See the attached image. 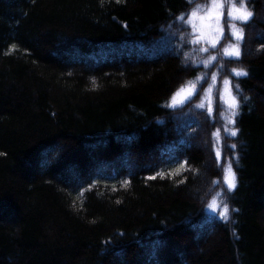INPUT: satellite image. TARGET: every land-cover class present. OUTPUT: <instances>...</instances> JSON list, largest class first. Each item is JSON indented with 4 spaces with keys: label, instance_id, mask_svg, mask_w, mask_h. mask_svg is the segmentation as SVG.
I'll return each mask as SVG.
<instances>
[{
    "label": "trees",
    "instance_id": "1",
    "mask_svg": "<svg viewBox=\"0 0 264 264\" xmlns=\"http://www.w3.org/2000/svg\"><path fill=\"white\" fill-rule=\"evenodd\" d=\"M207 1L0 0V264H264V0L247 24L222 0L202 51L186 21Z\"/></svg>",
    "mask_w": 264,
    "mask_h": 264
},
{
    "label": "snow or ice",
    "instance_id": "2",
    "mask_svg": "<svg viewBox=\"0 0 264 264\" xmlns=\"http://www.w3.org/2000/svg\"><path fill=\"white\" fill-rule=\"evenodd\" d=\"M191 2V0H190ZM223 2L222 0H212L211 2V8L207 11V14L204 16L198 15V10L201 9L202 5H197L195 9L191 11L190 14H188L189 18L187 19V23L192 24V27L194 30H198L200 35L194 39L192 42L196 43L199 40H205L211 43L213 47L216 46L217 42L219 41L221 35L223 34V27L220 25V19L223 15L222 8H223ZM234 20L243 21L245 24H247L255 15V13L248 9L247 7V0H240L239 6L235 3V0H230V11L228 13ZM177 19L184 21L185 15L181 14L177 17ZM194 20H199L200 24L199 27L196 23H194ZM233 29V34L236 36L238 41H242L244 39V30L243 29H237V26L235 23L231 25ZM15 47V46H13ZM202 51H207V48L201 49ZM224 53L229 56H235L236 58H239L241 55V52L237 46L229 45L224 49ZM215 56L210 57V60H215ZM205 64L208 63V61L204 62ZM232 72L235 76H247L249 73L244 68H234L232 69ZM199 79L197 77L194 80H188L185 82V84L181 85L180 88L176 90L175 93H173L171 97V105L172 107L178 106V104H182L184 101L189 99L192 95L195 94V88H196V82ZM217 74L212 75V80L216 81ZM224 92L227 96V103H228V111L229 115L225 116V119L229 121L232 125H235L236 120L235 117L238 115V110L240 106V99L237 95H234L231 89V80L229 78H225L224 81ZM235 88L243 91L240 87V84L237 83L235 85ZM212 91L211 86L207 89V92L210 93ZM205 99H208V97H205ZM243 99L248 100L250 97H243ZM198 107H204V102L202 101L200 104L197 105ZM213 111V109L210 107L209 112ZM223 115V114H222ZM227 131L230 132L232 136H236L239 132L238 128H230L227 129ZM219 130H217V133H214V135H218ZM232 148H235L236 145H231ZM221 157L220 153L216 154V159L219 161ZM186 163V162H185ZM224 181L227 183L229 190H234L236 187V173L233 169L232 160L231 158L228 159L227 164L224 169ZM214 183H219V181H214ZM221 195V193H217L215 196L211 198V201L207 204V207L212 210H216L218 208H221L220 216L224 219H227L229 214V205L226 202H221L218 200V197Z\"/></svg>",
    "mask_w": 264,
    "mask_h": 264
},
{
    "label": "rangeland",
    "instance_id": "3",
    "mask_svg": "<svg viewBox=\"0 0 264 264\" xmlns=\"http://www.w3.org/2000/svg\"><path fill=\"white\" fill-rule=\"evenodd\" d=\"M211 2H212V0H208L206 3H204V4H202V8L201 9H199L198 10V15L199 16H204V15H206L207 14V11L211 8ZM237 6H239V4H237ZM229 11H230V5H229V10H228V13H229ZM229 17L231 18V19H233L230 15H229ZM194 23H196L197 24V26L199 27V24H200V21L199 20H194ZM189 25L190 26H192V24H190L189 23ZM220 25L222 26V24H221V19H220ZM233 30V29H232ZM195 31V33H196V38L200 35V33H199V31L198 30H194ZM221 37H222V35H221ZM221 37H220V39H221ZM220 39H219V41H220ZM232 39H233V42H232V44L231 45H234V46H237V38H236V36L233 34V31H232ZM205 47H210V48H213V46L211 45V43L210 42H208V41H205V40H199ZM218 41V42H219ZM218 42H217V44H218ZM216 44V45H217ZM225 48V47H224ZM223 55L224 56H227V57H235L234 55L233 56H229V55H226L224 52H223ZM217 85H219V83L217 84ZM221 85V84H220ZM222 88H221V96H222V98H223V100L227 103V96H226V94H225V92H224V83L222 82ZM188 100V99H187ZM262 101L264 102V99H262ZM185 102V101H184ZM183 102V103H184ZM182 103V104H183ZM228 104V103H227ZM171 105V101L169 102V107H171V108H175V107H178L179 105H181V104H178V106H175V107H172V106H170ZM216 154H217V152H216ZM116 261V260H115Z\"/></svg>",
    "mask_w": 264,
    "mask_h": 264
}]
</instances>
